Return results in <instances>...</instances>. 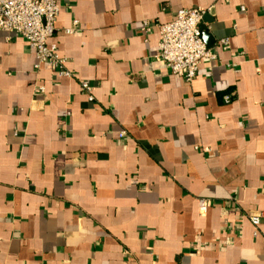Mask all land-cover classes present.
I'll list each match as a JSON object with an SVG mask.
<instances>
[{
  "label": "crops",
  "instance_id": "1",
  "mask_svg": "<svg viewBox=\"0 0 264 264\" xmlns=\"http://www.w3.org/2000/svg\"><path fill=\"white\" fill-rule=\"evenodd\" d=\"M57 3L69 77L0 31V264H264V0ZM197 7L187 83L158 25Z\"/></svg>",
  "mask_w": 264,
  "mask_h": 264
},
{
  "label": "built area",
  "instance_id": "2",
  "mask_svg": "<svg viewBox=\"0 0 264 264\" xmlns=\"http://www.w3.org/2000/svg\"><path fill=\"white\" fill-rule=\"evenodd\" d=\"M57 0H0V31L17 34L25 38L29 47L35 52V70L38 72L43 65H50L60 74L71 76L64 71L65 60L60 57L58 46L49 45L48 41L55 35V24L59 17ZM206 11L202 8H186L179 10L174 19L158 25L160 33L159 59L174 74L187 83L193 82L203 61L217 60V55L207 47L202 38V29ZM78 23L75 22V26ZM151 28L145 23L143 31L150 33ZM74 33V29L67 34ZM227 49L228 39L221 41ZM88 100L93 102L94 87L89 83L82 84ZM45 86L37 82L34 86V97L45 95ZM231 97H225L227 102ZM212 201L201 199L199 210L202 216L207 215L212 207ZM249 219L258 228L264 219V213H251Z\"/></svg>",
  "mask_w": 264,
  "mask_h": 264
},
{
  "label": "water",
  "instance_id": "3",
  "mask_svg": "<svg viewBox=\"0 0 264 264\" xmlns=\"http://www.w3.org/2000/svg\"><path fill=\"white\" fill-rule=\"evenodd\" d=\"M201 29H202V38H203L205 35V33H204L205 29L202 26H201Z\"/></svg>",
  "mask_w": 264,
  "mask_h": 264
}]
</instances>
